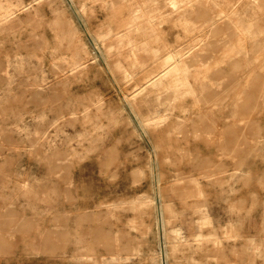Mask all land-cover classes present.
<instances>
[{
  "label": "rangeland",
  "instance_id": "374dc122",
  "mask_svg": "<svg viewBox=\"0 0 264 264\" xmlns=\"http://www.w3.org/2000/svg\"><path fill=\"white\" fill-rule=\"evenodd\" d=\"M0 264H264V0H0Z\"/></svg>",
  "mask_w": 264,
  "mask_h": 264
},
{
  "label": "bare ground",
  "instance_id": "6f19581e",
  "mask_svg": "<svg viewBox=\"0 0 264 264\" xmlns=\"http://www.w3.org/2000/svg\"><path fill=\"white\" fill-rule=\"evenodd\" d=\"M213 4H214V2H213ZM226 19H227V16H226ZM228 24L229 25L231 24L232 26H234V24H232L230 22V20H228ZM150 51L153 53V50H150ZM151 52H149L150 55H151ZM186 53L187 52H184L181 56H179V54L178 55L177 54L167 55L166 58L164 59V63L167 66L168 70L170 72H176L181 77V81L179 82V84L177 86H175V88L173 90H169V91L172 92V96H171L172 98H175L178 94H180V95L187 94V95H191L192 96L193 95V92H194L193 89H192V87H191V85L189 84V82L187 81V78H186V76H187L186 74H187V72L189 73V71H187V68L185 67V63H182V61H181V57L184 56V55H186ZM156 56L157 55L154 53L152 57H156ZM114 67L117 70L122 71L121 64L120 63H114ZM160 74H162V72H160ZM193 97H194V95H193ZM171 100H173V99H171ZM153 121L154 122H159V118L158 117L157 118H153ZM138 122L140 123L141 127H145V124L147 123L146 121H144L142 119H139ZM161 214H162L161 215V221H163V223H165L167 221V219H165L164 216L170 217V216L173 215V212L170 210L169 207L164 206L162 208Z\"/></svg>",
  "mask_w": 264,
  "mask_h": 264
}]
</instances>
